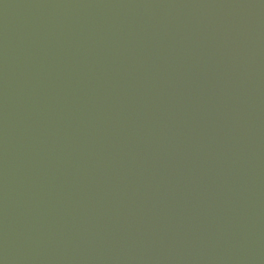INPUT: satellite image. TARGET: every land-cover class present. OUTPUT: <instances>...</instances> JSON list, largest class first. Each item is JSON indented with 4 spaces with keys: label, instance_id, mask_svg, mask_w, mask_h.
I'll list each match as a JSON object with an SVG mask.
<instances>
[{
    "label": "water",
    "instance_id": "1",
    "mask_svg": "<svg viewBox=\"0 0 264 264\" xmlns=\"http://www.w3.org/2000/svg\"><path fill=\"white\" fill-rule=\"evenodd\" d=\"M0 264H264V0H0Z\"/></svg>",
    "mask_w": 264,
    "mask_h": 264
}]
</instances>
